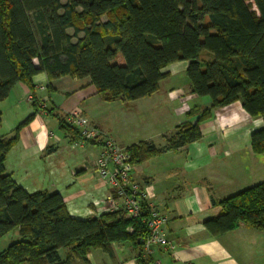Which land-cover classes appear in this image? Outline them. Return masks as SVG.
<instances>
[{"label": "trees", "instance_id": "obj_1", "mask_svg": "<svg viewBox=\"0 0 264 264\" xmlns=\"http://www.w3.org/2000/svg\"><path fill=\"white\" fill-rule=\"evenodd\" d=\"M181 60L191 91L212 103L188 109L165 146H128L133 164L201 139V122L238 100L264 121V0H0V102L18 82L33 93L41 72L49 80L89 77L107 101L136 100L156 92L165 68ZM32 101L37 111L34 94ZM71 124L60 121L81 139ZM19 128L0 138V238L14 230L21 237L0 252V264H88L90 249L109 252L114 242H130L137 263L151 264L141 242L148 228L138 219L122 211L74 217L60 192H29L6 171ZM251 146L264 153V127ZM215 204L220 213L204 221L212 236L241 223L264 230V180Z\"/></svg>", "mask_w": 264, "mask_h": 264}, {"label": "crops", "instance_id": "obj_2", "mask_svg": "<svg viewBox=\"0 0 264 264\" xmlns=\"http://www.w3.org/2000/svg\"><path fill=\"white\" fill-rule=\"evenodd\" d=\"M187 68L186 60L169 64V76L156 92L131 101L104 100L89 77L49 80L41 72L34 76L33 93L26 83H16L0 102V138L12 137L20 127L5 158L6 171L29 192H60L74 217L106 212L98 210L108 194L95 170L101 146L61 128V119L72 123V115H83L125 147L140 141L163 147L166 137L187 120L188 109L212 103L209 96L191 91ZM29 93L38 102L37 111ZM263 127L264 121L251 116L238 100L214 109L201 122V139L134 164V179L150 188L154 207L169 217L165 231L174 243L155 246L151 264H264V230L241 223L212 236L204 225L220 213L215 201L264 180V153H255L251 146L252 132ZM140 131L145 134L137 139ZM60 254L65 257L67 249ZM87 260L138 264L130 242H114L109 252L90 249Z\"/></svg>", "mask_w": 264, "mask_h": 264}, {"label": "built area", "instance_id": "obj_3", "mask_svg": "<svg viewBox=\"0 0 264 264\" xmlns=\"http://www.w3.org/2000/svg\"><path fill=\"white\" fill-rule=\"evenodd\" d=\"M28 99H33L32 93L28 94ZM70 120L79 126L81 141H92L101 146L95 170L100 182L108 186L103 203L107 206L106 210L122 211L125 216L138 219L147 226L148 234L141 239L145 257L152 256L155 246H174L165 231L169 217L154 207L150 200V188L134 179V164L128 148L83 115L74 114Z\"/></svg>", "mask_w": 264, "mask_h": 264}, {"label": "rangeland", "instance_id": "obj_4", "mask_svg": "<svg viewBox=\"0 0 264 264\" xmlns=\"http://www.w3.org/2000/svg\"><path fill=\"white\" fill-rule=\"evenodd\" d=\"M69 33H73V30H69ZM80 36H82V34H80ZM76 41V39H74ZM207 58V57H206ZM80 115V114H79ZM71 121V120H70ZM72 122V121H71ZM92 123V122H91ZM176 128V127H175ZM175 130V129H174ZM141 132V131H140ZM143 134H145L144 132L138 133V138H142V136H144ZM141 136V137H140ZM84 198V197H82ZM107 206L102 205L101 208H98L99 211H107L106 210ZM20 234L17 230L10 232V234L5 235L4 237L0 238V252L3 251L4 249H6L10 244L20 240Z\"/></svg>", "mask_w": 264, "mask_h": 264}]
</instances>
